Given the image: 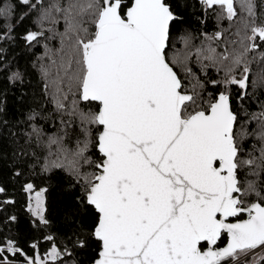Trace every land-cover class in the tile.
<instances>
[{
	"label": "snow or ice",
	"instance_id": "snow-or-ice-1",
	"mask_svg": "<svg viewBox=\"0 0 264 264\" xmlns=\"http://www.w3.org/2000/svg\"><path fill=\"white\" fill-rule=\"evenodd\" d=\"M5 45L43 83L0 92V264H264V0H0L23 84Z\"/></svg>",
	"mask_w": 264,
	"mask_h": 264
},
{
	"label": "trees",
	"instance_id": "trees-1",
	"mask_svg": "<svg viewBox=\"0 0 264 264\" xmlns=\"http://www.w3.org/2000/svg\"><path fill=\"white\" fill-rule=\"evenodd\" d=\"M189 11H192L191 9ZM179 45H177L178 47ZM7 49L5 53L6 61L11 62L14 67H19L21 70H26L25 81L23 84L10 83L4 74H0V92L4 94L6 101V110L9 113L8 118L12 120H23L24 114L27 113L29 105L33 103L32 97L37 96L43 81L41 80L38 69L32 67L35 55H39L40 49H33L31 52L27 51L24 47H17L16 45H5ZM257 69L253 66V72L256 73ZM255 78V77H254ZM257 95H260V90H257ZM255 110V109H253ZM9 164L4 169V180L9 186V196H14L19 203L14 207L7 209L6 214H16L20 218L18 231L22 238L27 239L31 235V230L27 222V214L24 212L21 205L24 198L19 192V184L12 185L8 182V168ZM59 181H57L58 183ZM7 198V197H0ZM51 212L55 219L62 214L65 202L67 200V193L61 187H56L50 190ZM91 222V221H90ZM46 247V245H45ZM95 252H85L81 254L80 259L83 264H91Z\"/></svg>",
	"mask_w": 264,
	"mask_h": 264
}]
</instances>
